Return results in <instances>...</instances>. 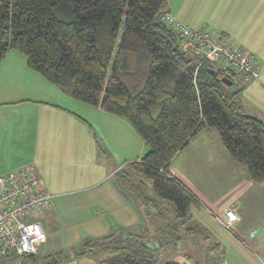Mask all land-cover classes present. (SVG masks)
Returning a JSON list of instances; mask_svg holds the SVG:
<instances>
[{"label":"trees","instance_id":"1","mask_svg":"<svg viewBox=\"0 0 264 264\" xmlns=\"http://www.w3.org/2000/svg\"><path fill=\"white\" fill-rule=\"evenodd\" d=\"M167 2L0 0V60L10 49L24 54L28 67L64 94L126 119L146 146L140 159L115 174L121 172V186L150 209L151 240L120 227L68 252L97 255L95 264H180L155 251L189 241L196 251L185 256L196 264H224L220 242L205 228L197 233L196 195L170 170L173 157L207 127L217 130L227 154L245 166L252 181L264 180V120L235 99L239 90L231 88L241 77L180 48L176 32L161 19L171 13ZM136 173L144 179L133 178ZM145 181L174 204V218L163 201L146 195ZM198 252L206 254L204 261ZM22 256L30 264H58L63 258L60 251Z\"/></svg>","mask_w":264,"mask_h":264},{"label":"rangeland","instance_id":"2","mask_svg":"<svg viewBox=\"0 0 264 264\" xmlns=\"http://www.w3.org/2000/svg\"><path fill=\"white\" fill-rule=\"evenodd\" d=\"M238 1H247L244 5L247 8L242 13L244 18H246V23H244L242 29V37L245 38L244 43L234 44L240 46L244 53L255 57L262 75L255 80L237 79L231 89L239 90L235 99L241 102L248 114L256 115L264 120V0H252L251 2L250 0H214L209 2V4L198 0L196 3L194 2L191 15H205L206 17L209 11L236 10L239 8ZM191 3H189V6ZM259 8L260 11H258ZM227 41L232 42L230 39ZM114 115L113 117H115ZM117 117V119H105L104 116L96 113L95 116L88 117V119L98 126L104 139L111 146L116 138V144L119 148L122 144L127 149L132 147L131 160L141 157L147 149L140 135L124 118ZM105 125L111 133L112 141L106 138ZM96 143L102 148V153L107 155V149L99 136L96 138ZM102 153L99 159L106 158L105 161L108 165L114 164V159L104 156ZM121 162L119 159L117 169H120ZM177 166L179 167V172L177 171ZM122 167L124 170L128 169L126 165ZM170 170L196 195L200 194L198 196L203 201V198L209 197L210 200H217L221 204L220 207L230 197L240 202L242 219L239 223L233 224L230 229L223 227L218 222L215 213H210L209 208L192 209L197 233L203 228H209V222H211L212 233L223 248L224 264H261V261L264 260V180L254 182L249 178L245 166L236 162L227 154L217 130L207 127L192 137L181 150L180 155L174 160ZM120 173L113 175V180L117 181L119 179V183L117 182L119 186L124 185L121 183ZM131 174L133 175V173ZM136 174H134L135 177L133 176V178L144 179L141 175ZM144 185L146 195H152L155 199L163 201L162 204L166 206L167 212L174 218V204L170 200L156 196L149 181H145ZM78 186L76 184L66 185L54 191L56 193V199L54 198L56 202L52 203V211L45 218L42 217L43 226L48 233V241L47 245L39 251V255L45 256L60 251L63 258L58 264H95L99 258H96L97 255L72 256L68 255V252L73 253L86 240H97L103 234L111 232L109 225L104 227L105 229H100L97 225V222L107 223L110 221L111 215L109 211L96 209L94 205L93 208L89 207L91 211L89 215L88 211H86L88 203L82 202L83 199H81L82 194L80 192H74ZM133 198L139 206V203H141L140 199H138L139 197L133 194ZM204 203L214 209V205L210 204L207 199H205ZM83 205L86 208L84 207L83 209L81 207ZM138 210L143 213L142 223L139 222L137 224L134 222L129 228L121 227V229H123V232L129 231L132 234L142 235L144 239L148 238L151 240L149 231L151 232L152 230L147 219V212H150V209L147 210L141 206ZM112 227L113 231L118 228L117 226ZM185 244L179 249L163 250L159 248L155 251V254L158 257H165L180 264H196L195 258L191 259L185 256L186 251L195 253L196 246H188L190 241L186 244L187 246H184ZM199 252L200 261H204L206 254L202 253V258ZM29 260L27 256L9 254L6 257H0V264H30L31 260Z\"/></svg>","mask_w":264,"mask_h":264},{"label":"crops","instance_id":"3","mask_svg":"<svg viewBox=\"0 0 264 264\" xmlns=\"http://www.w3.org/2000/svg\"><path fill=\"white\" fill-rule=\"evenodd\" d=\"M197 1L168 0L167 9L187 25L192 27L206 25L217 28L223 33L226 40L230 39L233 43H244L245 37H242V29L246 18L242 13L247 8L244 7L247 1H238L239 8L236 10L209 11L206 17L205 15H191L194 2ZM202 1L209 4L214 0ZM189 3H191L190 6ZM261 75L262 73L258 78ZM96 113L104 116L105 119L118 118L116 115L113 117V113L107 112L99 105L87 104L61 92L44 76L28 67L24 54L10 49L1 58L0 175L27 165L33 166L36 174L53 195L52 203L56 202L54 191L66 185H79L74 192H80L82 202L88 203L86 211L89 215L91 214L90 208H93L94 205L96 209L109 211L111 216L108 224L97 222V225L100 229H105L104 227L109 225L112 232V226L129 228L134 222L142 223L143 213L138 209L141 206L144 208V205L139 203L138 206L133 196L125 188L117 185L116 180H113L119 159L122 161V167L142 156L131 160L132 147L127 149L122 144L119 148L116 138L111 146L104 139L98 126L88 119V117L95 116ZM126 122L128 121L126 120ZM128 124L130 123L128 122ZM105 133L106 138L112 141L111 133L107 130L106 125ZM98 136L107 149V155L102 153V148L96 143ZM181 150L171 160L170 169ZM101 153L114 159V164L108 165L105 161L106 158L99 159ZM176 168L179 172V167ZM171 173L173 174L172 171ZM174 175L176 176L175 173ZM191 191L193 192V190ZM198 195L200 194L196 195L200 203L198 208H209L210 213H215L219 223L225 209H232L238 217L236 222L241 221L242 207L237 199L233 200V197H230L220 207L221 204L217 200H210L209 197L203 198L204 201L207 199L210 204L217 207L213 206L214 209H212ZM81 207L86 208L84 205ZM51 211V208L47 210L43 218L48 216ZM210 226H212L211 222H209V228L206 227V229L215 238ZM45 232L46 238L39 251L47 245L48 233L46 230ZM215 239L217 240V238Z\"/></svg>","mask_w":264,"mask_h":264},{"label":"built area","instance_id":"4","mask_svg":"<svg viewBox=\"0 0 264 264\" xmlns=\"http://www.w3.org/2000/svg\"><path fill=\"white\" fill-rule=\"evenodd\" d=\"M161 19L176 32L180 48L192 57L209 60L218 69L244 80L258 78L260 69L255 57L228 42L220 30L189 26L167 12ZM52 197L31 165L0 175V257L39 251L46 238L42 217L51 208ZM237 220L232 209H225L219 219L226 229Z\"/></svg>","mask_w":264,"mask_h":264},{"label":"water","instance_id":"5","mask_svg":"<svg viewBox=\"0 0 264 264\" xmlns=\"http://www.w3.org/2000/svg\"><path fill=\"white\" fill-rule=\"evenodd\" d=\"M210 72L214 76H216V74H217V72L214 69H212ZM220 80L222 82H224L225 84L230 85V86L233 84V81L227 77H221Z\"/></svg>","mask_w":264,"mask_h":264}]
</instances>
